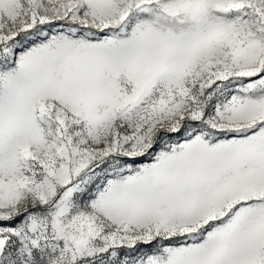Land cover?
<instances>
[{"label":"snow or ice","instance_id":"1","mask_svg":"<svg viewBox=\"0 0 264 264\" xmlns=\"http://www.w3.org/2000/svg\"><path fill=\"white\" fill-rule=\"evenodd\" d=\"M0 264H264V0H0Z\"/></svg>","mask_w":264,"mask_h":264}]
</instances>
